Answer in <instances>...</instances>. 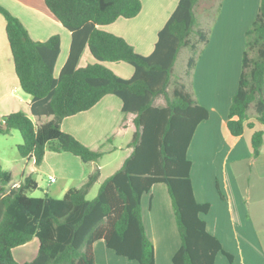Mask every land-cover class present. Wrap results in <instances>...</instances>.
<instances>
[{
	"label": "trees",
	"instance_id": "obj_1",
	"mask_svg": "<svg viewBox=\"0 0 264 264\" xmlns=\"http://www.w3.org/2000/svg\"><path fill=\"white\" fill-rule=\"evenodd\" d=\"M44 1L72 34L69 57L56 77L60 36L46 42L32 40L19 20L0 5L20 86L32 97L30 113L5 116L0 135L18 131L23 140L17 146L20 157L34 158L37 166L47 151L70 153L84 163L97 162L104 151L86 147L61 125L66 118L91 110L105 97L115 96L122 101L123 114L136 116V132L129 144L133 152L102 183L93 200L87 196L99 181L100 170L62 199L48 194L35 198L29 196L37 190L31 178L8 189L13 177L0 164V264H20L13 250L34 238L40 244L37 257L24 264H99L94 248L98 241L129 261L156 264L155 248L143 222L142 197L157 184L168 188L181 239L173 264H216L219 254L234 264V256L208 231L202 216L209 213L211 205L196 200L191 179L188 148L210 112L193 99L185 84H177L170 93L181 50L191 52L186 69L190 78L209 42V32L199 27L198 9L204 5L211 10L217 0H180L149 56L137 53L124 38L99 28L120 18H136L142 10L141 0ZM87 47L96 62L79 68ZM121 62L134 68L130 79L105 65ZM159 99L166 104L157 105ZM252 106L256 122L264 126V0L246 33L238 91L228 114L232 136L241 137L246 128L254 129L249 114ZM45 117L52 119L41 122ZM263 144L264 131H256L252 137L255 159Z\"/></svg>",
	"mask_w": 264,
	"mask_h": 264
},
{
	"label": "crops",
	"instance_id": "obj_2",
	"mask_svg": "<svg viewBox=\"0 0 264 264\" xmlns=\"http://www.w3.org/2000/svg\"><path fill=\"white\" fill-rule=\"evenodd\" d=\"M179 1L141 0L142 10L136 18H120L111 25L99 28L124 38L137 53L149 56L154 52L159 32ZM260 1L217 0L211 10H205L203 20L198 22L201 29L209 32V42L198 57L189 85L184 83L193 99L210 112L209 119L197 127L188 148L194 195L199 203L211 205L209 213L202 217L208 231L220 240L226 252L234 256V264H264V196L256 197L259 210L254 219L243 204L245 196L239 181L240 178L245 179L250 188L255 186L250 184L251 178L264 180V144L256 159L252 147L253 134L264 131V126L256 122L255 112L249 111L254 129L246 128L241 137H234L227 127L232 98L238 91L246 33L257 18ZM0 5L19 20L32 40L46 42L60 36L61 53L55 68V76L58 77L69 57L71 32L48 9L44 0H0ZM6 26L4 16L0 14V123L5 116L15 112L29 114L32 100L20 86ZM95 62L87 47L78 67ZM105 65L124 79H130L134 74V68L124 62ZM135 117L134 114H123L119 98L107 96L91 110L66 118L61 125L62 130L94 151L103 150L104 156L97 162L84 163L70 153L47 151L40 166L36 165L34 158H21L13 161L8 168L2 166L13 177L9 186L15 188L26 178H31L37 183V190L41 189L34 177L40 175L47 177L50 184L62 182L58 189L47 190L52 198L62 199L70 189L81 188L90 175L100 170V179L95 184L100 189L102 183L115 174L133 152L129 144L136 132ZM51 119L45 117L41 122ZM120 153L123 155L120 156ZM16 175L20 176V180H16ZM51 178L55 181L52 182ZM142 215L147 236L155 248L156 264H173L181 239L165 184L154 185L143 195ZM231 240L234 245L228 248ZM28 245L13 250L17 262L24 259ZM94 248L100 264L104 259L109 263L132 264L114 257L104 241L96 242ZM16 252L20 254L17 256ZM220 256L224 257L219 254L216 264H220ZM221 262L227 264L225 260Z\"/></svg>",
	"mask_w": 264,
	"mask_h": 264
},
{
	"label": "rangeland",
	"instance_id": "obj_3",
	"mask_svg": "<svg viewBox=\"0 0 264 264\" xmlns=\"http://www.w3.org/2000/svg\"><path fill=\"white\" fill-rule=\"evenodd\" d=\"M199 12L197 13V17L198 20H203V16L206 13V9L205 6L202 5L199 9ZM191 52L188 48H184L181 50L178 60L175 64L174 67V72H173V83L172 86L170 87V93L173 91L174 87L179 84H187L189 85L190 81L189 78L186 75V69H187V59L190 57ZM165 100L164 99H159L157 101V105L163 106L165 105ZM254 107L252 106V110H250V113H254L255 111L253 110ZM23 140H22V136L18 131H14L11 135L8 136H4V135H0V164L2 166L5 167H10L13 164V161L15 160H20L21 157L19 155L18 149H17V144H22ZM120 156H122L123 154L120 153ZM10 165V166H9ZM5 170V169H4ZM108 171H106L105 174H107ZM36 180H38V182L40 183L41 189H38L36 191H33L32 193H29V196L31 197H35V198H43L45 197V195L47 194V190L51 189H58L59 187H61L62 182L59 181L57 184H50L47 177H42L40 175H35L34 176ZM16 180H20V176L16 175ZM245 179H239L240 181V185L243 188V195L245 196L244 198V203L245 206L248 208L250 215L255 219L254 214L257 213V211L259 210V208H257L256 206V197H260V196H264V180H259V179H254L251 178L250 184H255L254 187H247V182H244ZM11 188V186H8V189ZM99 192V186L96 185L94 187V189L92 190L91 194L89 196H87V198L89 200H93L94 198H96V196L98 195ZM232 242L230 243V245H227L228 248H232L233 247V240H231ZM39 240L37 238H34L29 245L27 246L26 250L27 251L25 253L24 251V259H22L19 262H32L38 254V250H39ZM112 251V250H110ZM113 252V251H112ZM18 253L20 254V252H16L15 255L18 256ZM114 253V252H113ZM114 257H116L117 259H124V261H129V260H125V258L119 257L114 253ZM115 259V258H114ZM226 261L225 263H229V260L227 259V257H223L220 256V264L222 263L221 261ZM18 262V263H19ZM127 263V262H126ZM130 263L132 264H138L137 262H132L130 261ZM100 264V263H99ZM102 264H120L118 262H111L109 263V261H107L106 259H104Z\"/></svg>",
	"mask_w": 264,
	"mask_h": 264
},
{
	"label": "built area",
	"instance_id": "obj_4",
	"mask_svg": "<svg viewBox=\"0 0 264 264\" xmlns=\"http://www.w3.org/2000/svg\"><path fill=\"white\" fill-rule=\"evenodd\" d=\"M51 181L54 182L55 181V178H51ZM17 187H19V186H17Z\"/></svg>",
	"mask_w": 264,
	"mask_h": 264
}]
</instances>
